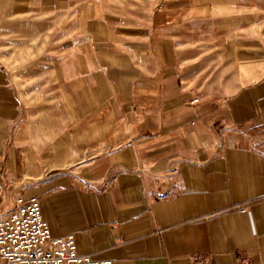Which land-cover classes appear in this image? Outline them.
Returning a JSON list of instances; mask_svg holds the SVG:
<instances>
[{
  "label": "crops",
  "instance_id": "obj_1",
  "mask_svg": "<svg viewBox=\"0 0 264 264\" xmlns=\"http://www.w3.org/2000/svg\"><path fill=\"white\" fill-rule=\"evenodd\" d=\"M215 5L73 0L36 45L0 31V213L37 198L113 264H264V8Z\"/></svg>",
  "mask_w": 264,
  "mask_h": 264
},
{
  "label": "built area",
  "instance_id": "obj_2",
  "mask_svg": "<svg viewBox=\"0 0 264 264\" xmlns=\"http://www.w3.org/2000/svg\"><path fill=\"white\" fill-rule=\"evenodd\" d=\"M22 202L0 213V264H113L79 254L72 234L53 237L37 198Z\"/></svg>",
  "mask_w": 264,
  "mask_h": 264
},
{
  "label": "rangeland",
  "instance_id": "obj_3",
  "mask_svg": "<svg viewBox=\"0 0 264 264\" xmlns=\"http://www.w3.org/2000/svg\"><path fill=\"white\" fill-rule=\"evenodd\" d=\"M73 0H63V4H60L58 0H0V31H2L3 35L5 34V44L6 47H9L13 44L14 41L20 42L19 45H23V43H31L32 45H36L39 42L38 38H34V35L38 36V31L35 32L36 29L39 30L40 26H46L48 30V36L50 38L51 34L54 33L56 29L63 28L68 21H70V5ZM75 1V0H74ZM82 1V0H81ZM94 1H104V4L109 6V9L114 13L123 15L131 20H139L142 19L143 16L148 15L151 11H153L156 7V3L158 0H94ZM214 4V9L218 8L215 4H217L221 0H210ZM239 1V4L242 8H264V0H228ZM47 3L48 12L47 14L40 13L41 4ZM262 4L261 6H258ZM65 11L60 12H52L56 6H62ZM69 10V11H68ZM29 19L32 20L31 23H25L26 28L31 25V35L32 38L29 37V32H24L23 29L21 33H17L16 36L13 34H8L6 31L8 29H13L14 26L16 28L24 27V22H18L20 19ZM47 18V22L40 19ZM30 29V30H31ZM25 33V34H24ZM11 35V36H9ZM38 41V42H37Z\"/></svg>",
  "mask_w": 264,
  "mask_h": 264
}]
</instances>
